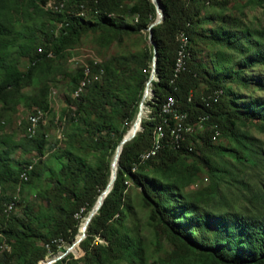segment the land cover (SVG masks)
Masks as SVG:
<instances>
[{
  "label": "trees",
  "instance_id": "16d2710c",
  "mask_svg": "<svg viewBox=\"0 0 264 264\" xmlns=\"http://www.w3.org/2000/svg\"><path fill=\"white\" fill-rule=\"evenodd\" d=\"M158 1L150 113L123 145L112 189L72 250L82 255L54 264H264V141L249 130L264 134V95L245 92H264V27L243 20L264 0ZM155 18L151 0H0V264H43L80 235L150 77L152 48L69 69L71 51L88 34L101 47L120 43ZM178 51L184 69L175 73ZM88 71L95 77L76 97ZM61 78L67 90L55 113L50 95ZM172 99L192 127L179 142L163 113ZM19 106L42 113L32 135L27 119L20 137L10 129ZM159 126L160 146L144 157ZM228 179L247 194L218 208Z\"/></svg>",
  "mask_w": 264,
  "mask_h": 264
},
{
  "label": "rangeland",
  "instance_id": "374dc122",
  "mask_svg": "<svg viewBox=\"0 0 264 264\" xmlns=\"http://www.w3.org/2000/svg\"><path fill=\"white\" fill-rule=\"evenodd\" d=\"M243 3V2H241ZM233 13L237 14L236 11L232 10ZM244 23L246 25L251 26L252 28H263L264 27V9L262 8H246L244 9V16H243ZM151 49L152 45L148 40V32L147 30H141L137 34H131L124 36L122 41L120 43L113 42L109 44L107 47H101L99 46L97 42V36L94 34H88L82 38L81 43L71 51V57L68 60V63H66L65 67L69 69H73L74 67L78 66L80 63H84L87 59H91L93 62L100 63V60H108L112 57H117L120 55L128 56L129 54L142 52L146 49ZM206 52L203 51V54L205 56ZM205 58V57H204ZM204 58H202L204 60ZM25 63V62H23ZM87 65H84L86 67ZM67 90V82H65L64 79H60L59 84L56 87L52 88L51 95H50V105L55 113H58L60 109L63 107V98L64 93ZM244 91V90H243ZM254 95H264V92L257 91V90H245V92H250ZM151 93L147 96L146 100L150 99ZM144 109V116L146 117L150 110L143 107ZM32 113V109H27L24 106L18 107V113L13 116H11V125L10 129H12L17 137H20L23 132L19 128V122L21 120L27 119L29 120V115ZM52 114H48L46 117V120L44 123L45 125H48L49 120L51 119ZM43 118H41L42 120ZM44 122V121H43ZM53 124L49 128L50 136L57 137L58 131L54 128ZM202 125H197L196 129H194L193 133L196 130V133L198 132V129H202ZM249 130L259 139L264 141V134H259L257 130L253 126H249ZM34 158V155H28L27 159L32 160ZM205 177V175L203 176ZM250 171L247 173V175L244 177L246 181H249L251 184H254L256 182V178H251ZM24 180V178L22 177ZM27 181V180H26ZM229 184H223L220 187V191L218 196L214 199V203L219 204L218 208L221 207L220 200L226 199L227 201L236 199L238 202L244 201L243 196L247 193L244 189H241L239 187V184L235 181V179H228ZM25 182V181H24ZM207 182H198V185L200 188L205 187ZM197 188V186H196ZM9 194H14V197L17 196L16 189L10 188ZM134 189L130 190L131 195H135ZM134 200L136 201L135 206L133 207L134 210L132 211L133 216L137 215L140 219H142V223L145 221V216L143 211L139 210L140 207L137 205V199H135L134 196H132ZM75 257H80L82 255L81 250L79 249L77 253H72ZM44 264V263H43Z\"/></svg>",
  "mask_w": 264,
  "mask_h": 264
},
{
  "label": "water",
  "instance_id": "95a60500",
  "mask_svg": "<svg viewBox=\"0 0 264 264\" xmlns=\"http://www.w3.org/2000/svg\"><path fill=\"white\" fill-rule=\"evenodd\" d=\"M152 4L155 7V11H156V18L155 20L147 27V32H148V40L152 45V51H153V57H152V61H151V73H150V77L148 79V81L146 82V86H145V90H144V94L142 96L141 102L139 104V109H138V113L137 116L134 120V122L131 125V129L129 131H127L125 133V135L122 137V139L119 141L113 157H112V161L110 164V177H109V181L106 185V187L104 188V190L100 193V195L98 196L94 206L92 207L91 211L89 212V214L87 215V217L84 219L83 221V225L80 227V235L78 234L76 236V239L70 244L68 245L64 251H60L59 253H57L55 256H53L52 258L47 259L44 264H54L57 261L61 260L62 258H64L67 254L69 253H73L72 249L74 248L75 245H78L80 242L86 237V229L91 221V219L94 217V215L97 214L98 210L100 209V207L103 204V201L105 199V197L108 195L109 192H107V188L111 182V180H113V183L116 179V171H117V166L119 163V157H120V153L122 151V147L124 144H126L127 142L131 141L137 132H139L141 130V120L142 118H144V101L146 100L147 96L151 93L152 95V91L150 88L151 85V81L155 79L156 76V58H157V47H156V43L153 40V27L160 24L163 20V13H162V9H161V5L159 3L158 0H151ZM114 168V172H113V177H111V172L112 169ZM113 186V184H112ZM102 196H104V199L102 200Z\"/></svg>",
  "mask_w": 264,
  "mask_h": 264
},
{
  "label": "built area",
  "instance_id": "2783aa9c",
  "mask_svg": "<svg viewBox=\"0 0 264 264\" xmlns=\"http://www.w3.org/2000/svg\"><path fill=\"white\" fill-rule=\"evenodd\" d=\"M180 56H183V51H178V55L176 58L175 73H178L182 69H184V65H179ZM30 115H31L32 119L35 120V130H33V131H36V129L40 123L39 120L37 119V109L35 111H33L32 113H30ZM168 115L174 121V124L170 127V135L173 137L175 142H179L180 140H183L184 133L190 134V123H187V121H186L187 120V114L186 113H180L176 108V104H175L174 99H172V101L168 103ZM200 118L205 119L204 117H200ZM163 135H164L163 127L159 126L158 127V134H156V136H155L154 146L150 151H157L158 150V148L160 146V137H163ZM17 190L18 189L16 187V192H17ZM5 209H10V211L13 210V208H9V203L6 204ZM59 243H60V240L55 239L53 244L59 245Z\"/></svg>",
  "mask_w": 264,
  "mask_h": 264
},
{
  "label": "bare ground",
  "instance_id": "6f19581e",
  "mask_svg": "<svg viewBox=\"0 0 264 264\" xmlns=\"http://www.w3.org/2000/svg\"><path fill=\"white\" fill-rule=\"evenodd\" d=\"M181 57L182 56H180V58H179V65H181V63H182V59H181ZM94 64V63H93ZM90 71V70H89ZM88 71V73H87V76L83 79V81H81V83H80V85H79V87L77 88V90H76V92H75V96L77 97L78 96V94H79V92L83 89V88H85V86H87L90 82H91V80H93L92 78L93 77H95V76H93V74L92 73H90ZM169 102V101H168ZM163 113H165L166 115H168V103L167 104H165L164 105V107H163ZM41 117H42V113H40V112H38L37 113V119L39 120V122L41 121ZM43 120V119H42ZM132 128V127H131ZM27 130V132L30 134V135H32L34 132H36V131H33V130H35V120H33L32 119V117H31V115H30V117H29V127L26 129ZM190 133H192V127H190ZM156 134H158V129L156 130ZM161 138V137H160ZM156 151H150V152H148V154L147 155H144V157H148V156H150L151 154H154ZM113 172H114V168L112 169V172H111V177H113ZM116 173V172H115ZM112 184H113V180H111V182H110V184H109V187L107 188V192H109L110 191V189H111V187H112ZM104 198V196H102V199ZM76 246V245H75ZM74 246V247H75ZM73 250V249H72ZM75 253H77V251L75 252Z\"/></svg>",
  "mask_w": 264,
  "mask_h": 264
}]
</instances>
